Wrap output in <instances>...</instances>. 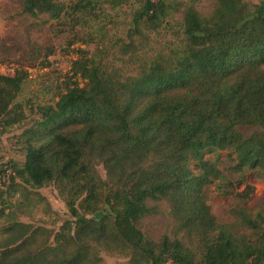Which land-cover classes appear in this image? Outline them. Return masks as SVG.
<instances>
[{
	"label": "trees",
	"instance_id": "1",
	"mask_svg": "<svg viewBox=\"0 0 264 264\" xmlns=\"http://www.w3.org/2000/svg\"><path fill=\"white\" fill-rule=\"evenodd\" d=\"M198 1L21 0V13L41 23L84 28L120 13L119 54L136 68L124 75L105 48L77 50L57 100L35 105L18 102L27 72L0 74V134L20 128L23 153L0 166L11 172L0 187V264H102V251L127 264H264V208L215 217L211 186L227 182L206 158L227 152L233 174L264 179V0H215L206 15ZM174 13L178 43L141 59ZM238 126L257 129L244 137ZM45 186L68 212L57 229L18 218L51 213ZM160 203L170 225L154 241L141 223L161 214Z\"/></svg>",
	"mask_w": 264,
	"mask_h": 264
},
{
	"label": "rangeland",
	"instance_id": "2",
	"mask_svg": "<svg viewBox=\"0 0 264 264\" xmlns=\"http://www.w3.org/2000/svg\"><path fill=\"white\" fill-rule=\"evenodd\" d=\"M57 1L68 6L78 0ZM249 1L255 4L261 0ZM177 2L184 4L185 0ZM214 3L215 0H199L196 9L206 15L212 10ZM178 21L179 15L174 13L173 19H169L163 29L150 35L140 53L141 59L152 58L156 53L166 52L169 46L178 43ZM126 23L120 13L109 10L97 21L91 22L89 27L84 28L75 26L74 21L69 18H64L59 23L53 21L41 23V19L34 20L21 13V0H0V74L10 76L17 70L27 72V79L18 98V102L24 105L47 104L57 100V96L63 91L64 83L71 76L70 67L72 61L78 57L77 50H87L94 54L96 48H105L106 59L124 75H132L135 73L136 59L130 55L119 54L120 43H126L124 41ZM89 39L95 40V43H87ZM25 112L29 114L28 109ZM236 129L244 137H248L257 128L238 126ZM21 131L20 128H16L6 134H0V166L9 161L23 159L22 150L16 139ZM206 158L217 162L227 182L211 186L208 204L215 217L228 221L230 219L228 212L236 205L247 211H254L259 205L264 208V179H258L250 169H246L242 175L233 174L230 171L232 162L227 152H219L215 156L208 155ZM239 182L244 184L238 187ZM38 192L48 202L51 213L32 209L29 217L17 213L19 220L57 229L63 220L68 219L64 203L52 186H45ZM15 199L16 197H9L7 201L11 203ZM147 205L152 206L154 203L148 202ZM160 208L161 214L147 217L141 223L144 235L154 241H158L170 225L165 205L160 203ZM3 224L0 219V228ZM101 259L102 264H127L126 258L105 251L101 252Z\"/></svg>",
	"mask_w": 264,
	"mask_h": 264
},
{
	"label": "built area",
	"instance_id": "3",
	"mask_svg": "<svg viewBox=\"0 0 264 264\" xmlns=\"http://www.w3.org/2000/svg\"><path fill=\"white\" fill-rule=\"evenodd\" d=\"M10 170H6L5 172H0V187L8 185L9 177H10Z\"/></svg>",
	"mask_w": 264,
	"mask_h": 264
}]
</instances>
